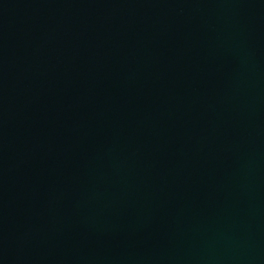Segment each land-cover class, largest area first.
<instances>
[{
  "label": "water",
  "instance_id": "obj_1",
  "mask_svg": "<svg viewBox=\"0 0 264 264\" xmlns=\"http://www.w3.org/2000/svg\"><path fill=\"white\" fill-rule=\"evenodd\" d=\"M0 264H264V0H0Z\"/></svg>",
  "mask_w": 264,
  "mask_h": 264
}]
</instances>
